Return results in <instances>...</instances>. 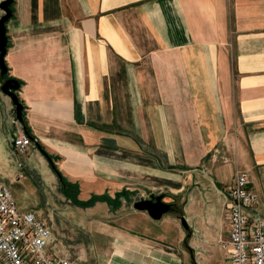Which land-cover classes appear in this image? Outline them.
Wrapping results in <instances>:
<instances>
[{
    "label": "crops",
    "instance_id": "0c3cea01",
    "mask_svg": "<svg viewBox=\"0 0 264 264\" xmlns=\"http://www.w3.org/2000/svg\"><path fill=\"white\" fill-rule=\"evenodd\" d=\"M12 9L7 77L19 79L31 134L78 197L165 193L193 228L190 249L176 211L153 218L125 195L74 204L87 217L84 242H70L55 210L63 246L86 264H230L226 201L238 169L259 195L251 212L264 214V0H14ZM1 85L6 160L21 154L12 137L24 129ZM24 153L52 179L46 203H74L36 142Z\"/></svg>",
    "mask_w": 264,
    "mask_h": 264
},
{
    "label": "built area",
    "instance_id": "2783aa9c",
    "mask_svg": "<svg viewBox=\"0 0 264 264\" xmlns=\"http://www.w3.org/2000/svg\"><path fill=\"white\" fill-rule=\"evenodd\" d=\"M12 139L20 153L33 144L24 130L15 131ZM258 201L248 171L238 169L226 201L230 264H264V214L251 212ZM0 264H86V259L74 247L63 246L44 215L22 209L0 179Z\"/></svg>",
    "mask_w": 264,
    "mask_h": 264
},
{
    "label": "rangeland",
    "instance_id": "374dc122",
    "mask_svg": "<svg viewBox=\"0 0 264 264\" xmlns=\"http://www.w3.org/2000/svg\"><path fill=\"white\" fill-rule=\"evenodd\" d=\"M0 179L8 184L22 209L36 210L38 213L44 215L53 223V231L55 233L56 218H61V216L55 215L57 214L55 213V210L59 211V207H61V213L64 216H62L59 222L65 225L76 239L70 240V242H76L77 240L84 242V220L86 216L84 215L83 210L77 215L74 211L75 203H55L58 207L57 209L52 208V203H46L52 179L47 174L45 167L42 166L40 161H38L34 155L28 157L25 153H21L20 155L13 153L9 159H0ZM123 189L125 188L118 191H122ZM125 190L128 201L126 203H133L134 200L141 196H150V192L147 189L142 190L137 188L132 191L129 190V193H127L128 189ZM118 191H112V193L116 195ZM115 195L111 196L115 197ZM122 196L125 195L120 196V201ZM112 204L114 205V203ZM72 222H75L76 224H73ZM79 226L82 228H79ZM59 236L60 234L58 237ZM62 241L64 244H68L66 240Z\"/></svg>",
    "mask_w": 264,
    "mask_h": 264
},
{
    "label": "water",
    "instance_id": "95a60500",
    "mask_svg": "<svg viewBox=\"0 0 264 264\" xmlns=\"http://www.w3.org/2000/svg\"><path fill=\"white\" fill-rule=\"evenodd\" d=\"M14 0H2L0 1V8L4 11V13L0 17V77L2 81L1 88L7 94L12 97L14 108H15V115L19 121L23 124L24 131L32 138L34 142L38 145L41 151L46 155L48 160L50 161L51 165H55V161L53 157L43 149V146L40 147V141L34 137L31 132L29 131V126L27 125L25 116H24V103L20 99L19 96V88H20V81L15 77H7L8 74V67L5 60V54L7 51V44H8V35H7V20L12 16L13 9L12 3ZM165 193H151L150 196L144 197L141 196L138 199L133 201V206L137 209L147 210L148 213L153 218H161L162 215L166 212L176 211L178 217L181 220L183 227L186 230L187 237L185 239V244L188 248L192 249V246L189 244V238L193 233V228L189 223L183 209L177 204L179 202L173 201L168 202L165 201L163 198ZM177 198V197H176Z\"/></svg>",
    "mask_w": 264,
    "mask_h": 264
},
{
    "label": "trees",
    "instance_id": "16d2710c",
    "mask_svg": "<svg viewBox=\"0 0 264 264\" xmlns=\"http://www.w3.org/2000/svg\"><path fill=\"white\" fill-rule=\"evenodd\" d=\"M24 116H25V111H24ZM26 119V116H25ZM27 122V121H26ZM29 131L31 132V129L29 128ZM39 146L45 149L51 156L52 154L45 148V146L40 142ZM53 157V156H52ZM54 170L57 172L59 177L61 178L63 188L67 195L71 197L72 201L80 206H90L93 205L97 200H106L110 203H114V205H118L120 201V196L121 195H126V190L123 189L122 191H118L115 195V197H112L110 193L108 192H103V193H94L90 198L88 199H80L78 197V192H79V185L76 183H73L68 180V178L63 174L61 169L58 167V165L55 163V165L52 166Z\"/></svg>",
    "mask_w": 264,
    "mask_h": 264
},
{
    "label": "flooded vegetation",
    "instance_id": "af4514ba",
    "mask_svg": "<svg viewBox=\"0 0 264 264\" xmlns=\"http://www.w3.org/2000/svg\"><path fill=\"white\" fill-rule=\"evenodd\" d=\"M174 201H176V200H174Z\"/></svg>",
    "mask_w": 264,
    "mask_h": 264
}]
</instances>
